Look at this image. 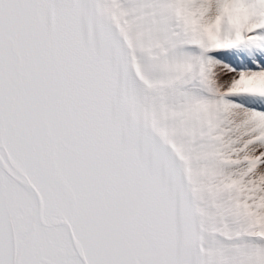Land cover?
<instances>
[{"label":"snow or ice","instance_id":"snow-or-ice-1","mask_svg":"<svg viewBox=\"0 0 264 264\" xmlns=\"http://www.w3.org/2000/svg\"><path fill=\"white\" fill-rule=\"evenodd\" d=\"M0 264H264V0H0Z\"/></svg>","mask_w":264,"mask_h":264}]
</instances>
